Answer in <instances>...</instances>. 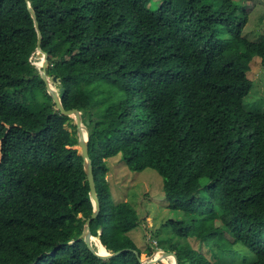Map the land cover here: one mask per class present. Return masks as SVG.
Here are the masks:
<instances>
[{"label":"trees","instance_id":"obj_1","mask_svg":"<svg viewBox=\"0 0 264 264\" xmlns=\"http://www.w3.org/2000/svg\"><path fill=\"white\" fill-rule=\"evenodd\" d=\"M27 2L63 108L89 121L100 202L90 231L101 230L108 251L129 249L109 259L78 239L93 210L89 187L71 119L30 60L37 33ZM241 7L0 0V264H141L151 256L150 245L141 250L128 235L140 222L136 209L110 193L107 160L116 156L132 172L161 176L175 215L164 225L183 244L159 249L178 264H264V96L253 99L255 110L245 106L258 87L252 68L264 71V34H244Z\"/></svg>","mask_w":264,"mask_h":264},{"label":"rangeland","instance_id":"obj_2","mask_svg":"<svg viewBox=\"0 0 264 264\" xmlns=\"http://www.w3.org/2000/svg\"><path fill=\"white\" fill-rule=\"evenodd\" d=\"M235 1L241 3V9L248 14L249 19L244 34L246 35L247 32V34L252 33L255 38L259 36L257 32L264 34V0ZM260 16L261 18L258 20ZM249 76L255 86L258 87H254L255 89L251 91V95L246 99L245 106L248 110H255L253 99L264 96V71L254 66ZM70 119L66 127L69 131L73 129L76 131L74 120ZM107 164L109 171L106 178L112 198L115 201L126 200L130 202L140 218L139 224L128 234L136 246L144 250L147 245H150L154 250V254L159 250V247L163 248L161 245L166 246L173 241L178 243V246L182 245V241L176 238L171 239L169 227L164 225V222L169 219H175V215L167 208L161 176L150 169L142 172H132L127 169L119 156L108 159ZM155 241L159 242L158 246H156ZM202 250L206 252L207 248L203 247ZM234 257L236 259V256ZM239 261H241V257H239ZM158 262L159 264H165L162 260Z\"/></svg>","mask_w":264,"mask_h":264},{"label":"water","instance_id":"obj_3","mask_svg":"<svg viewBox=\"0 0 264 264\" xmlns=\"http://www.w3.org/2000/svg\"><path fill=\"white\" fill-rule=\"evenodd\" d=\"M27 8L28 11L34 20V28L37 33V42H36V49L32 56L30 57V60L32 63L36 66V63L34 62L36 59H41L40 66L38 69L40 70V76L45 82L46 89L48 94L51 96L53 102L55 103V107L57 110H59L62 114L72 118L75 123V128H76V137H77V145L75 146L76 149L78 150V154L82 158V166L83 170L85 173L86 181L88 183L89 187V197L91 200V204L93 207L91 215L85 220L83 229L81 234L79 235L78 239H82L87 248L97 257L102 258V259H109L112 257H115L119 255L121 252L128 251L129 249H122L118 250L116 252L108 251L103 245V247L106 249V252L104 254L99 253L93 246L92 244V238L97 239V241L101 244L99 235L101 233V230L99 229L97 231V236H93L90 231V223L92 220H94L99 212H100V202L99 198L96 193L95 189V182H94V177H93V170H92V163L91 159L88 155V139H89V132L87 126L89 125V121L86 120L85 122L82 121V112L77 110V109H70V110H65L62 106L61 98H60V92L62 91L61 87H58L57 89L54 87L55 84H60V80L54 76L49 77L46 72L47 68V54L42 50L41 48V41H42V35L39 31V25L37 22V18L35 15V12L33 8L31 7L30 3L27 2ZM134 254L138 257V252L133 250ZM156 252L162 253L163 255H173L175 259V264H178L177 256L174 252H168L162 249L157 250ZM152 257L146 258V259H140L139 261L141 264H151L154 262H158L161 259L156 258L154 254L152 253Z\"/></svg>","mask_w":264,"mask_h":264},{"label":"bare ground","instance_id":"obj_4","mask_svg":"<svg viewBox=\"0 0 264 264\" xmlns=\"http://www.w3.org/2000/svg\"><path fill=\"white\" fill-rule=\"evenodd\" d=\"M36 63V65L39 67L40 66V62H41V59H36L34 61ZM54 87L57 89L58 86H56V84L54 85ZM92 244L94 246V248L101 254H104L106 252V249L102 246V244H100L97 239L95 238H92ZM154 256L156 258H159L162 260V262H164L165 264H175V259H174V256L173 255H163L162 253H158V252H155L154 253Z\"/></svg>","mask_w":264,"mask_h":264}]
</instances>
